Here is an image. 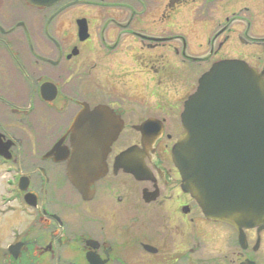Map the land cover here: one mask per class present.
Returning a JSON list of instances; mask_svg holds the SVG:
<instances>
[{
	"label": "flooded vegetation",
	"instance_id": "af4514ba",
	"mask_svg": "<svg viewBox=\"0 0 264 264\" xmlns=\"http://www.w3.org/2000/svg\"><path fill=\"white\" fill-rule=\"evenodd\" d=\"M228 60L264 75V0H0V264H264V227L207 220L172 159ZM99 106L121 129L87 199L70 129Z\"/></svg>",
	"mask_w": 264,
	"mask_h": 264
},
{
	"label": "water",
	"instance_id": "95a60500",
	"mask_svg": "<svg viewBox=\"0 0 264 264\" xmlns=\"http://www.w3.org/2000/svg\"><path fill=\"white\" fill-rule=\"evenodd\" d=\"M60 0H26L33 7ZM172 159L182 188L203 216L238 232L264 227V75L241 61L215 63L199 80L181 115ZM121 122L99 106L71 125L66 176L82 197L105 174V158Z\"/></svg>",
	"mask_w": 264,
	"mask_h": 264
},
{
	"label": "rangeland",
	"instance_id": "374dc122",
	"mask_svg": "<svg viewBox=\"0 0 264 264\" xmlns=\"http://www.w3.org/2000/svg\"><path fill=\"white\" fill-rule=\"evenodd\" d=\"M121 83H122L121 81H118V82H117V85L119 86V88H121V87H120V86H121ZM128 86H129V85H128Z\"/></svg>",
	"mask_w": 264,
	"mask_h": 264
}]
</instances>
